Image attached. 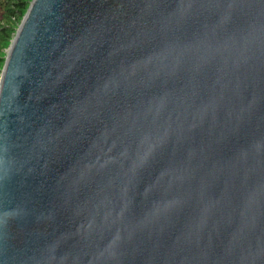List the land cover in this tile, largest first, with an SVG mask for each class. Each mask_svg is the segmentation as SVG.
<instances>
[{
    "label": "water",
    "instance_id": "water-1",
    "mask_svg": "<svg viewBox=\"0 0 264 264\" xmlns=\"http://www.w3.org/2000/svg\"><path fill=\"white\" fill-rule=\"evenodd\" d=\"M0 264H264V0H31Z\"/></svg>",
    "mask_w": 264,
    "mask_h": 264
},
{
    "label": "trees",
    "instance_id": "trees-1",
    "mask_svg": "<svg viewBox=\"0 0 264 264\" xmlns=\"http://www.w3.org/2000/svg\"><path fill=\"white\" fill-rule=\"evenodd\" d=\"M28 0H0V49L19 23L27 9Z\"/></svg>",
    "mask_w": 264,
    "mask_h": 264
},
{
    "label": "rangeland",
    "instance_id": "rangeland-1",
    "mask_svg": "<svg viewBox=\"0 0 264 264\" xmlns=\"http://www.w3.org/2000/svg\"><path fill=\"white\" fill-rule=\"evenodd\" d=\"M31 2V0H28L27 1V8L29 7V3ZM27 11V9H26ZM25 11V13H26ZM25 15V14H24ZM23 15V17H24ZM23 17L21 18V20L19 21V23H15V30L11 33V39H7L4 43L5 45H3V47H1L0 49V79H1V76H2V71H3V68H4V64H5V61H6V57H7V52L9 50V47L15 37V34H16V31L17 29L19 28V25L21 24L22 20H23Z\"/></svg>",
    "mask_w": 264,
    "mask_h": 264
}]
</instances>
